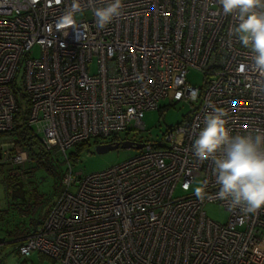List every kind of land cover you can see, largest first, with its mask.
<instances>
[{
	"label": "built area",
	"instance_id": "1",
	"mask_svg": "<svg viewBox=\"0 0 264 264\" xmlns=\"http://www.w3.org/2000/svg\"><path fill=\"white\" fill-rule=\"evenodd\" d=\"M80 2L84 15L58 31L71 0H0V165L24 177L30 161L7 135L20 88L30 102L28 128L68 169L64 190L22 239L20 254L38 251L63 264H264V208L246 216L230 210L216 197L212 161L192 150L209 103L226 112L233 135L264 130V97L247 87L259 77L248 49L229 35L235 19L215 0H124L123 15L99 30L93 11L106 0ZM190 70L203 74L201 87L188 82ZM167 97L196 106L161 141L142 143L105 170L73 172L67 149L145 129V112ZM197 178L208 181L203 200L174 196ZM208 202L223 207L224 223L205 214Z\"/></svg>",
	"mask_w": 264,
	"mask_h": 264
},
{
	"label": "clouds",
	"instance_id": "2",
	"mask_svg": "<svg viewBox=\"0 0 264 264\" xmlns=\"http://www.w3.org/2000/svg\"><path fill=\"white\" fill-rule=\"evenodd\" d=\"M215 3L223 15L235 19L229 35L248 49L251 69L259 77L247 87L254 95L264 97V0H215ZM124 7V0H106L104 6L96 7L93 11L96 28L105 29L123 15ZM83 11L80 0H71L55 21L56 30L73 28L77 24V14ZM246 67L242 65L241 71ZM192 99H196V93L192 94ZM209 107L213 111L205 116L204 126L194 140V155L198 161H212L219 200L227 201L230 210L240 208L245 216L255 214L264 208V130L256 128L245 134L233 135L226 126V112L211 103ZM207 183L206 179L202 180L194 189L198 199L205 198Z\"/></svg>",
	"mask_w": 264,
	"mask_h": 264
},
{
	"label": "rangeland",
	"instance_id": "3",
	"mask_svg": "<svg viewBox=\"0 0 264 264\" xmlns=\"http://www.w3.org/2000/svg\"><path fill=\"white\" fill-rule=\"evenodd\" d=\"M84 14H77L82 17ZM86 15V14H85ZM33 56H37V51ZM189 83L201 87L203 84V74L197 70H190L187 74ZM16 84L22 86V68L16 75ZM21 111L26 109V102L19 101ZM159 108L148 110L143 116L145 129L140 131H129L120 134V140H129L136 143L146 141H161L169 129L176 127L186 119L194 110L196 103L188 100L170 102V98H162L158 103ZM100 142H108L106 139L91 140L83 144L80 150L73 146L66 150L70 159L72 170L80 171L87 175L93 172L105 170L109 167L120 164L138 153L134 147H118L107 152L98 153L95 147ZM163 142V141H162ZM54 158L61 161L63 158L57 150H52ZM24 168V198L18 199L9 195L6 181V168L0 165V263L1 264H63L38 251H32L28 255H21L18 252L20 237L19 233L23 230L31 231L37 222L41 221L47 214L52 202L64 190L62 179L59 175H49L43 169H35L33 159L27 162ZM68 172L67 165L63 161L58 166V173L64 177ZM200 179L197 178L191 185L190 190L185 191L177 186L174 196H183L194 192L199 185ZM205 214L212 220L224 223L228 214L218 203L208 202L204 205ZM4 211V212H2Z\"/></svg>",
	"mask_w": 264,
	"mask_h": 264
},
{
	"label": "trees",
	"instance_id": "4",
	"mask_svg": "<svg viewBox=\"0 0 264 264\" xmlns=\"http://www.w3.org/2000/svg\"><path fill=\"white\" fill-rule=\"evenodd\" d=\"M14 90H15L14 92H15V95L17 96L18 101L22 99L26 102V109L24 111H21V109L18 110L15 116V120H14V127L11 131L7 133V135L12 136L14 138L15 143L23 145L24 148L27 149L29 153L30 161L33 159V161L36 162L34 165L35 169H43L47 172V174L52 175V176L59 175L58 177L61 180L62 176L58 173V166L60 165V163L63 162V160L61 161L57 157L54 158L53 153L51 151L45 150L44 147L40 144V142L34 137V135L32 134L31 130L28 128L27 123H26V120L28 118V113H29V107H30L28 95L22 92L20 88H17ZM83 144L85 143L77 144L76 145L77 149L80 150ZM77 153H74L73 155V157L75 156V158L68 156V159L69 160L71 158L76 159ZM6 172H7V176H6V180H7L8 175L14 173V171L7 169ZM8 191L10 195V190L8 189ZM39 222H37L36 225ZM29 232L26 230H23L19 233V235L20 236L27 235ZM22 241L23 240L18 241L19 245L22 244ZM18 252H19V249H18Z\"/></svg>",
	"mask_w": 264,
	"mask_h": 264
},
{
	"label": "water",
	"instance_id": "5",
	"mask_svg": "<svg viewBox=\"0 0 264 264\" xmlns=\"http://www.w3.org/2000/svg\"><path fill=\"white\" fill-rule=\"evenodd\" d=\"M118 147L122 148H128V147H134L136 149H140L142 147V143H135L129 140H122V141H115V142H104V143H98L95 147L96 152L103 153L107 152L109 150L116 149ZM18 189L11 192V196L23 199L24 198V189L22 188V183L19 182Z\"/></svg>",
	"mask_w": 264,
	"mask_h": 264
},
{
	"label": "flooded vegetation",
	"instance_id": "6",
	"mask_svg": "<svg viewBox=\"0 0 264 264\" xmlns=\"http://www.w3.org/2000/svg\"><path fill=\"white\" fill-rule=\"evenodd\" d=\"M126 140V139H125ZM8 179L5 181V183L7 184L8 189L10 190V196H11V192L15 191L18 189V184L19 182L22 183V188L24 189V180H23V176H21L20 174H18L16 171H14V173L9 174ZM5 184V185H6Z\"/></svg>",
	"mask_w": 264,
	"mask_h": 264
},
{
	"label": "crops",
	"instance_id": "7",
	"mask_svg": "<svg viewBox=\"0 0 264 264\" xmlns=\"http://www.w3.org/2000/svg\"><path fill=\"white\" fill-rule=\"evenodd\" d=\"M25 236H26V235H25ZM25 236H24V237H25ZM24 237H20V238L18 239V241H19V240H22Z\"/></svg>",
	"mask_w": 264,
	"mask_h": 264
}]
</instances>
